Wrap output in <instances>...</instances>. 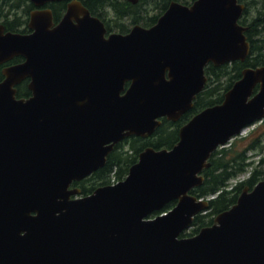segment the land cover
Here are the masks:
<instances>
[{
	"label": "water",
	"instance_id": "95a60500",
	"mask_svg": "<svg viewBox=\"0 0 264 264\" xmlns=\"http://www.w3.org/2000/svg\"><path fill=\"white\" fill-rule=\"evenodd\" d=\"M61 1L31 0V33L0 25V66L25 60L5 67L0 84V264H264V181L213 226L182 236L209 208L190 192L213 153L264 118V66L244 70L171 150L147 148L124 181L80 198L71 189L124 139L148 138L162 118L190 111L208 64L248 58L245 6L174 2L154 27L106 38L79 0L57 25L52 9H40ZM25 80L32 96L19 99Z\"/></svg>",
	"mask_w": 264,
	"mask_h": 264
},
{
	"label": "trees",
	"instance_id": "16d2710c",
	"mask_svg": "<svg viewBox=\"0 0 264 264\" xmlns=\"http://www.w3.org/2000/svg\"><path fill=\"white\" fill-rule=\"evenodd\" d=\"M92 1L97 3L103 1L102 4L105 3L104 0H91V2ZM171 1L172 0H141L140 4L135 7L126 0H107L112 7L120 3L122 9L117 11L119 16H134V23L140 21L138 20L139 14L136 13L138 7L143 4H154V11L158 12V14L147 19L145 22L147 26H151L157 22L158 18L167 10ZM173 1L190 4L194 0ZM243 1L247 4V9L242 23H248L250 26L247 34L252 46L251 54L247 61L244 63L235 62L221 67L209 65L206 69L208 83L205 90L196 99L193 110L184 115L178 123H172L164 119L162 126L149 139L132 137L118 144L109 155L105 167L98 170L84 181L75 183L76 186L82 188L84 195L93 193L100 186L124 180L129 174L130 168L138 162L139 155L147 147H153L156 150L172 148L179 141L180 128L203 109L222 103L225 93L241 78L245 68L264 66V3L263 7L259 8L255 7L259 2L258 0ZM22 6H25L22 10L24 16H14V13H17L16 11H21ZM49 6L54 11L56 21H59L66 9V3H54ZM86 6L95 14V10L90 4ZM32 9H34V5L30 0H0V24H3L7 31L27 33L29 32L27 27L28 19L25 20V18L29 17ZM103 20L106 19L103 18ZM119 28L122 33L127 31L124 26H120ZM109 29L111 28L109 27ZM23 60V58H16L10 64L19 63ZM2 68L3 66H0V83L4 79ZM28 83L29 81H25L18 86L19 98H29L31 96ZM240 141H242V139H240ZM260 141H262V137L257 140L254 139L246 148L242 146L239 147L236 141L233 142L231 146L217 150L213 154L210 160L212 165L204 173V184L192 191V194L199 198H211L209 211L205 214L198 215L194 219L192 229L185 233L184 236H194L198 234L202 228L212 226L215 218L220 213L229 210L238 201L240 194L246 186L252 189L255 184L263 179V173L256 168L250 179L230 189L231 180L245 172L247 168L253 164L248 163L249 151L259 148L263 149L264 146H257ZM175 204L176 203L173 202L167 205L162 212H168Z\"/></svg>",
	"mask_w": 264,
	"mask_h": 264
},
{
	"label": "rangeland",
	"instance_id": "374dc122",
	"mask_svg": "<svg viewBox=\"0 0 264 264\" xmlns=\"http://www.w3.org/2000/svg\"><path fill=\"white\" fill-rule=\"evenodd\" d=\"M259 2L255 5V7H259L261 8L263 6V3L264 1L263 0H258ZM18 2V1H17ZM154 4H143L142 6H140L138 8V10L136 11L137 14H139V17L138 19L141 20L142 22H146L148 18L150 17H153L155 14H156V11H154ZM145 7L147 8V10L145 9ZM25 8V6H22V9L20 12L16 11L17 13H14V16L15 15H18V16H21L23 17V9ZM105 8V17L108 19L110 25L113 27V28H116L117 26H120V25H123L125 27H129L131 25V22L133 21L134 19V16L132 17H120L116 8L119 10V9H122V5L120 3L116 4V8L115 7H112L110 3L106 4L104 6ZM33 10V9H32ZM28 18H25V20H27ZM132 27V25H131ZM261 124H256V125H253L249 128H247L242 136H240L241 138L245 137V136H248L252 131H254L255 129H257L258 127H260ZM258 133V132H257ZM261 133V132H260ZM257 134H254L253 135V138L256 136ZM252 137V136H251ZM255 139V138H254ZM238 142V146L239 147H245L247 146V140H242L240 141V138L236 139L234 142ZM236 181V180H235ZM235 181H233L232 183H234ZM235 184V183H234Z\"/></svg>",
	"mask_w": 264,
	"mask_h": 264
},
{
	"label": "flooded vegetation",
	"instance_id": "af4514ba",
	"mask_svg": "<svg viewBox=\"0 0 264 264\" xmlns=\"http://www.w3.org/2000/svg\"><path fill=\"white\" fill-rule=\"evenodd\" d=\"M105 1V3L104 4H102L103 3V1H101L100 3H97V2H91V0H83V2L85 3V5H89L90 4V6L95 10V14L94 15H96V16H98L99 18H105L104 16H105V8H104V6L106 5V4H108V2H107V0H104ZM173 1V0H172ZM89 8V7H88ZM115 8H116V5H115ZM90 9V8H89ZM146 10H147V8H145ZM116 10L118 11V9L116 8ZM103 20V19H102Z\"/></svg>",
	"mask_w": 264,
	"mask_h": 264
},
{
	"label": "bare ground",
	"instance_id": "6f19581e",
	"mask_svg": "<svg viewBox=\"0 0 264 264\" xmlns=\"http://www.w3.org/2000/svg\"><path fill=\"white\" fill-rule=\"evenodd\" d=\"M105 2V1H104ZM260 3V2H259ZM263 7V6H262ZM254 17V16H253Z\"/></svg>",
	"mask_w": 264,
	"mask_h": 264
}]
</instances>
